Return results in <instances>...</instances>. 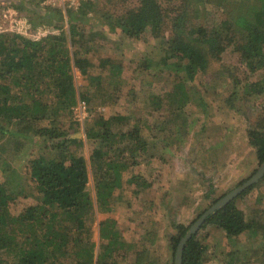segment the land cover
Listing matches in <instances>:
<instances>
[{
    "label": "trees",
    "instance_id": "trees-1",
    "mask_svg": "<svg viewBox=\"0 0 264 264\" xmlns=\"http://www.w3.org/2000/svg\"><path fill=\"white\" fill-rule=\"evenodd\" d=\"M225 2L137 0L133 5L130 0H120L112 9H106L94 1L83 0L77 8L67 3L65 10L48 4L46 14L33 10L29 13L34 34L27 30L0 33V155L11 150H17L18 154L26 143L31 146L26 173L11 168L8 174L14 170L13 174L0 183V264H95L96 242L92 232L96 214L116 208L115 199H121L117 192L131 188V197H136L153 185L144 173L135 171L157 157L153 154L149 160L145 157L150 145L133 117L101 114L93 123H86L89 155L85 154L83 125L75 116V108L79 100L84 105L91 102L92 92L100 86L103 75H92L94 63L76 49L85 38L83 25L74 22L78 19L76 11L88 19L97 17L110 33L127 39H141L150 32L156 39L165 41L159 61L145 57L142 66L146 69L165 66L178 74L173 97L178 102L175 108L180 111L189 104H205L208 92L204 90L200 96L202 88L198 87L196 78L200 73L206 75L211 61L221 60L232 47L248 73L239 78L230 72L226 78L230 84L228 92L233 97L241 94L242 99L252 98L262 111L249 137L259 168L263 165L264 0H240L237 10L229 15ZM213 3L222 10L223 18L207 22L201 6ZM191 7L195 12L187 19ZM121 63L107 58L102 61V67L112 78L121 75L124 69ZM74 68L81 73L78 87ZM115 83L114 89L118 91L122 81L119 78V83ZM212 87L215 95H219L218 84ZM151 96L154 110H162V100ZM226 104L230 108L236 106L234 98L227 99ZM120 123L122 126H118ZM8 160L11 159L0 157L2 172L4 165H9ZM91 179L95 196L89 188ZM20 196L32 197L35 203L15 212L13 207ZM236 199L209 214L187 240L182 264L206 262L207 245L200 239V232L211 224L230 236L253 230L264 239V218L248 221ZM176 229L178 233L172 238L174 252L190 228L178 224ZM99 233L101 243L96 264H116V256L130 249L118 221L111 217L100 220ZM138 255L135 264H143V258ZM261 255L264 258V252Z\"/></svg>",
    "mask_w": 264,
    "mask_h": 264
},
{
    "label": "rangeland",
    "instance_id": "rangeland-1",
    "mask_svg": "<svg viewBox=\"0 0 264 264\" xmlns=\"http://www.w3.org/2000/svg\"><path fill=\"white\" fill-rule=\"evenodd\" d=\"M80 1L83 0H0V33L25 30L33 33L31 10L46 14L45 6L48 4L59 5L65 10L67 3L77 8ZM90 1L98 7L112 9L120 0ZM130 1L133 5L137 3V0ZM238 1L226 0L227 15L236 9ZM11 4L21 8H13ZM200 11H203L207 22L223 18L222 10L214 3L201 6ZM194 12L191 7L187 19ZM75 15L78 19L74 22L83 25L85 36L76 49L79 55L94 63L92 75H103L100 86L92 92L91 102L88 105L83 103L85 108L82 111L80 105L75 108V116L83 125L82 131L86 123H93L101 114L111 116L120 113L133 117L150 145L145 157L148 160L152 154L157 157L153 156L151 164L144 162L135 169L144 173L152 182V187L136 197H131V188L117 192L121 199H115L118 206L116 212L96 214L92 232L96 242L94 263L98 259L101 243L100 220L119 217L118 226L126 238V247L130 249L116 256V264H135L138 253L143 258V264H175L172 238L178 233L176 226L184 224L191 227L204 211L258 171L259 162L250 144L249 131L255 128L262 111L252 98L242 99L241 94L233 97L228 92L230 84L226 79L230 72L233 76L244 78L248 71L239 54L230 47L221 60L211 61L206 75L200 73L196 78L198 87L202 88L200 96L204 90L208 92L205 98L203 96L205 104H189L181 111L176 110L178 102L173 97V91L179 81L178 74L165 66L149 69L142 66L145 57L159 61L164 54L161 49L165 41L156 39L150 32L144 33L141 39H127L110 33L95 16L88 19L77 11ZM65 24L69 28L67 15ZM107 58L122 62L124 69L121 75L110 77L109 71L102 67V61ZM74 69L78 87L81 73ZM261 76H264V71ZM119 78L122 83L116 91L115 81L119 83ZM250 80H253V75ZM109 84L110 88L107 87ZM214 84H218L219 95L214 93ZM151 94L162 100V110H154ZM232 98L236 106L230 108L226 103ZM26 147L30 151L28 143ZM26 147L23 146V150ZM85 147L88 156V143ZM20 158L15 157L17 165L23 160V157ZM3 180L4 177H0V182ZM255 185L236 199L237 206L244 211L248 221L264 218L263 177ZM89 188L95 196L92 179ZM17 199L13 207L15 212L28 203H35L32 197L24 199L20 196ZM128 209L134 214L127 216ZM126 218L129 223L123 222ZM122 227L125 229L122 230ZM259 237L260 234L253 230L240 236H230L212 224L206 226L200 232V239L207 245L208 258L204 264H264L261 255L264 239Z\"/></svg>",
    "mask_w": 264,
    "mask_h": 264
},
{
    "label": "water",
    "instance_id": "water-1",
    "mask_svg": "<svg viewBox=\"0 0 264 264\" xmlns=\"http://www.w3.org/2000/svg\"><path fill=\"white\" fill-rule=\"evenodd\" d=\"M264 175V163L258 169V171L249 179L244 181L241 185L236 187L234 190L226 194L224 197L216 201L211 207H209L196 221L189 227L188 233L181 238L175 252V264L183 263V250L187 240L198 230V228L205 222L206 218L214 212L216 209L232 201L240 194H242L247 188L251 187L253 184L257 183Z\"/></svg>",
    "mask_w": 264,
    "mask_h": 264
},
{
    "label": "crops",
    "instance_id": "crops-1",
    "mask_svg": "<svg viewBox=\"0 0 264 264\" xmlns=\"http://www.w3.org/2000/svg\"><path fill=\"white\" fill-rule=\"evenodd\" d=\"M78 105H82V102L79 100V103H78ZM82 136L84 137V139H85V141L87 140L86 139V133H85V130L83 129V131H82ZM88 141H86V143H87ZM21 151L19 152V153H23V155H20L19 156V153L17 154V151L16 150H11V151H9V154L8 153H5V154H1L0 155V157H2L4 160H6V159H11V160H8V163H9V165H4V172H2L1 170H0V177H4V180H5V178L7 177V175H11V174H13V172H14V170H13V172L12 173H10V174H8L9 173V171H10V169L11 168H15L17 171H18V173L21 171V173L20 174H22V173H26V169H27V165H28V162H27V158H28V156H27V154H28V150H27V153H26V151H24V150H22V149H20ZM24 154H25V156H24ZM15 157H17V158H19V159H21L20 157H23V160H22V162L20 163V164H18L17 165V162H16V160H15ZM20 165V166H19ZM3 180V181H4ZM3 181H1L0 183H2ZM32 187V184H30V188ZM130 207V206H129ZM118 209V206H116V208H114V210H111L109 213H111V212H116V210ZM126 213H127V216H128V214L129 215H133L134 213H133V211L131 210V209H128L127 211H126ZM101 215V214H100ZM118 218L119 217H117L116 218V220L118 221ZM141 218H142V220H144V218L141 216ZM119 222V221H118ZM123 222H126V223H129V219L128 218H126ZM119 227V226H118ZM123 229H125V228H123L122 227V230ZM121 230V229H120ZM124 237V236H123ZM124 239H125V242H127L126 241V238L124 237ZM139 240V239H138ZM136 258H139V255L138 254H136Z\"/></svg>",
    "mask_w": 264,
    "mask_h": 264
},
{
    "label": "built area",
    "instance_id": "built-area-1",
    "mask_svg": "<svg viewBox=\"0 0 264 264\" xmlns=\"http://www.w3.org/2000/svg\"><path fill=\"white\" fill-rule=\"evenodd\" d=\"M82 104H83V102H82ZM84 105V104H83ZM83 105H81V111H82V108L84 109L85 108V106L83 107ZM79 118V117H78ZM80 119V118H79Z\"/></svg>",
    "mask_w": 264,
    "mask_h": 264
}]
</instances>
